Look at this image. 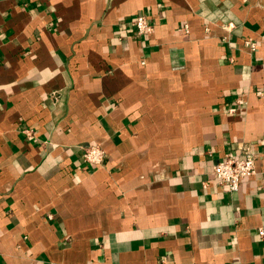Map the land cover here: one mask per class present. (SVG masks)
<instances>
[{
  "label": "crops",
  "instance_id": "obj_1",
  "mask_svg": "<svg viewBox=\"0 0 264 264\" xmlns=\"http://www.w3.org/2000/svg\"><path fill=\"white\" fill-rule=\"evenodd\" d=\"M241 143L264 0H0V264H264V156L235 193L211 176Z\"/></svg>",
  "mask_w": 264,
  "mask_h": 264
},
{
  "label": "built area",
  "instance_id": "obj_2",
  "mask_svg": "<svg viewBox=\"0 0 264 264\" xmlns=\"http://www.w3.org/2000/svg\"><path fill=\"white\" fill-rule=\"evenodd\" d=\"M132 26L134 34L137 38L147 36L152 33V25L149 22L147 15L138 14ZM229 27H233L229 25ZM244 47L251 52L257 50L258 44L251 40L244 41ZM231 61V60H230ZM259 93V92H258ZM58 93L52 92L50 94L51 101L55 104L58 99ZM242 103V102H238ZM230 113L235 112L234 108H229ZM237 152H228L224 155L223 159L214 163L211 169V176L218 185L225 186L229 193H235L238 190L241 180L252 176L255 173V162L259 155L264 156V146L256 150L248 143H241L238 145ZM83 161L93 167L102 166L106 159V154L100 146L89 145L83 149ZM208 183H204L206 188ZM258 234L264 236V228L258 229Z\"/></svg>",
  "mask_w": 264,
  "mask_h": 264
}]
</instances>
